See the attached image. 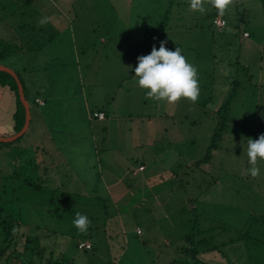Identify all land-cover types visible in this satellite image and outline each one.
<instances>
[{"label": "rangeland", "instance_id": "obj_1", "mask_svg": "<svg viewBox=\"0 0 264 264\" xmlns=\"http://www.w3.org/2000/svg\"><path fill=\"white\" fill-rule=\"evenodd\" d=\"M145 1L140 0L139 3ZM172 1L174 8L169 14L185 20V31L182 28L178 33L174 32L169 20H163L164 29L160 33L166 35L159 41H165V47L169 50L178 46L179 42H185L186 46H181L182 54L186 58L192 54V64L196 67L200 62L203 70L207 71L211 82L207 92L213 98L207 100V109L211 111L209 106L214 107L216 102L219 106V98L223 93L226 98L233 81L239 84L234 88V95L226 110L225 128L215 141L206 164L198 161L213 143L211 138L215 120L206 110H202L198 118L199 110L195 109L192 117L190 113L186 121L182 119L176 126L179 139L182 142L191 139L192 145L189 142L175 145L176 154L181 158L170 153L164 155L167 157L163 161L165 164L168 165L173 159L180 163L179 170L176 167L173 169L176 177L168 180L164 175L166 165L160 162L146 169L149 187L156 179L164 182L159 190L165 201L161 209L168 215V222L175 225L174 230L165 231L164 236L159 237L147 232L146 221L142 224L134 222L140 216L150 218L154 214L162 215L161 209L152 206L122 211L119 215L126 230L125 234L118 231L117 210L111 202L115 197L106 195L100 180L101 169L93 164V157L89 156V147L93 145L101 149L104 143L109 142L99 131L81 123L75 105H68L73 114L69 115L67 121L71 124L68 128H73L78 141L72 137L71 143H61L72 146L65 150L63 158L41 151L45 127L44 130L39 124L34 127L33 120L29 130L11 142V153L4 158L9 168L0 171V209L12 214L26 236L40 237V243L60 253L63 260L72 264H264V161L259 163V177L254 179L250 175H243L249 167L247 139H256L264 134V13L257 0H234L223 16L226 27L221 33H216L208 27L210 17L216 11L209 4L205 3L207 12L200 14L188 10V0ZM156 2L153 8L159 14L152 16H159L155 25L159 29L169 1L166 0L164 4V0ZM109 5V0H0V56L5 57L0 59L1 66L12 68L22 84L26 80L19 68L26 61L25 70L29 69V80L34 83L43 81L35 75L40 71V65L45 68V75L55 70H69L68 79L64 81L68 80L70 84L60 89L58 110L52 107L45 115L42 114L51 116L50 121L61 123L64 120L60 109L73 92L72 84L76 83L78 70L85 93L91 87L92 101L97 97L99 100L104 92L112 90L110 66L116 62L113 59L116 47L127 50L128 56H133L138 32L140 35L142 33L138 27L133 31L108 27V39L122 36L116 45L115 40L109 43L106 39L105 43H99L93 37L102 34L100 27L93 23L99 25L111 17L107 8L104 9ZM56 8L73 13H51ZM41 9L48 12L41 14ZM243 9L244 15L241 14ZM44 17H47V23L40 25L38 22ZM68 22L72 23L70 27ZM234 26L240 31L244 27L249 38L238 37ZM71 32L72 41L69 38ZM183 32L189 34L183 35ZM82 34H89L85 43L80 38ZM179 34L183 36L179 37ZM48 37H51V44L46 43ZM151 40L156 43L155 39ZM149 41L146 40V45ZM154 46L158 49L160 45ZM73 48L77 52L74 53ZM5 53L8 55L4 56ZM84 53H97V57H100L96 63H86L91 64L87 69L93 73L90 85L84 77L82 65L86 64L77 59ZM106 54L109 55L105 68L103 56ZM87 100L95 106L91 100ZM30 107L29 115L33 117L31 103ZM38 111H42L41 107ZM192 120L193 124L190 125ZM133 128L130 127V131ZM165 128L168 129L167 126ZM113 139L118 141L115 147L120 144L125 148L130 146L126 148L127 157L123 159L128 165L133 167L136 160H141L138 156L142 146L132 151L135 143L130 141L131 138L122 142L120 138H110ZM61 144L60 141L53 142L55 146ZM167 144H170L168 139H164L158 145ZM156 153L154 150L146 156ZM188 159L197 163L185 168L181 164ZM63 160L65 167L61 165ZM114 177H121V185L134 187L135 182L129 181L126 176ZM147 191L144 192L145 196H149ZM137 196L139 199L138 193ZM188 197L192 199V210L182 203ZM76 212L87 215L91 221L86 234H81L73 226ZM134 227H140L142 234L136 235ZM184 234L192 237L184 241ZM202 239L208 240L206 246L203 243L197 245V241ZM78 240L91 242L92 250H77L75 242ZM212 244L218 246L211 249ZM181 249H191L192 252L195 249L194 260L189 253L186 257L180 254Z\"/></svg>", "mask_w": 264, "mask_h": 264}, {"label": "crops", "instance_id": "obj_2", "mask_svg": "<svg viewBox=\"0 0 264 264\" xmlns=\"http://www.w3.org/2000/svg\"><path fill=\"white\" fill-rule=\"evenodd\" d=\"M109 1L111 5L104 7V9L107 8L106 10L111 13V17L106 18L105 23H99V25L96 22L93 23L95 26L100 27L99 29L102 31L101 35L97 37L93 36L99 43H105L107 39L109 43L111 40H115L114 45H116V43L121 41L119 39L121 35L118 38H107L109 33L108 27L110 26L113 30L123 27L126 28L125 31H133L138 27L140 30H142V33L140 35V33L138 32V36L136 38L138 42L137 45H134L135 50L132 51L133 56H128L129 52L127 50H122L121 48L116 47L115 55H113V59H115L116 62L115 64H112L110 66L111 78H113L112 90L104 92L103 98L99 97L98 100L97 97L95 101H92V88L90 87L88 93H85L83 89V82L80 80V70L77 69L78 74L76 83L72 84L74 88L73 92L72 94H70L69 99L65 100L62 103L60 109V114L63 116L64 120L61 123H56L49 120L51 116L46 117L44 115L45 112L50 111L52 107H55L56 110H58L57 104L60 101V89L61 87L70 84V81H64V79H68V77L66 76H68L69 70H55V72H49L45 75V68L40 65V71L35 75H38L39 79H43L41 83H37V81L36 83H34L32 82V80H29V69L27 68V70H25V64L27 61L19 68V71L22 72L23 78L24 80H26L25 83H21V86L24 99L28 104L29 112L31 110L30 103L33 106L32 109L34 110L33 117L31 114L29 115V121L26 131L29 130L31 120H33L34 127H36L38 124L40 125L42 130H44L45 127V134L42 140L44 141V146L41 150L43 153L51 152L55 155L56 158H63L65 150L67 151V149L72 146H65L61 143L64 141L71 143L72 137L76 139V141H78V137L72 130L73 128H68V126L71 124L67 121V119L69 118V115L73 114V111L69 110L68 105H75V112L80 117L81 123H85L88 128L93 127V129L99 131L101 135L104 136L105 141L109 142V144L104 143V146L101 149H98L97 146L95 147L93 145L91 146V148L89 147V156L93 157V164L98 168L100 167L101 169L100 180L101 184L103 185V190L106 191V195L108 197H115L114 202H111L117 210L118 231L121 234H125L126 226L125 223L121 221L119 215L122 214V211H130V208L135 207H144L148 209L152 206L161 209L162 206H165V201L162 200V194L161 192H159L160 187L164 184V182L156 179V181H153L154 184L149 187V184L147 182L148 176L145 172L147 168L153 167V165L160 162L161 165H166L167 171L164 172V175L168 177V180L176 177L177 173L173 169L176 167L179 170L181 168L180 163L176 162L175 159L170 157L173 160L169 161L167 165V163L165 164L163 162L167 158L164 157V155L165 153H170L177 158H181L180 155L176 154L177 149L175 145L180 146L184 143L186 144V142H189L190 145H192L191 139H189V141L186 140L183 142L179 139L176 126H179V122L182 119L186 121L187 116L190 113L192 117V111L198 109V118L201 117V111L206 110L207 114L215 120L216 127L217 120L214 116V113L219 108L220 104L224 101L225 96L223 93V96L221 95V97L219 98L220 104L218 107V103L216 102L214 107L209 106V108H211V111L207 109L209 105L207 100L213 99L211 98V94L207 92L208 88L211 86V82L209 81L210 77L207 71L203 70L201 63L197 62L196 69L198 71L200 95L202 92H204V94L202 96H199V99L195 104L189 103L187 100L182 99L177 104L169 105L166 102H158L146 98L145 91L141 90L137 86L136 78L134 77V69L137 65V57L150 54L151 49L154 45H160L161 41H159V38L165 37L166 35L164 33H160L161 31H163L164 26L158 30L153 31V29L156 27L155 25H157L156 22L159 20V16H157L156 18L152 16V14L154 13L159 14V11L153 8V5H155L154 3L157 2L156 0L155 2H153V0H146L144 3H139L140 0ZM148 1L150 2V4ZM168 1L167 12H165L167 16L166 18L164 17V21L169 20V23L173 27L172 30L174 32L178 33V31L182 30V28L183 31H185V20L181 19V17L179 16V18L176 16H170L169 11L174 8V6L172 0ZM165 2L166 0H164L163 4ZM47 12L48 11L41 9V14H46ZM65 12L68 14L73 13V11L70 13L69 11H61L59 8H56L55 11L51 13L64 14ZM242 12L245 13V10L243 9ZM215 14L216 11L213 13V15ZM66 19L67 17L65 18V20ZM172 19H174V22L171 23ZM68 24L70 27L72 23L68 22ZM9 27L12 28V26ZM208 27L213 32L221 33L220 31L213 29V27L211 28L210 21L208 23ZM187 34L189 33L183 32V35ZM183 35L179 34V37ZM3 37L5 38V36ZM88 37L89 34H82L80 36L81 40L84 43L85 39ZM0 38L2 37L0 36ZM69 38L71 41L73 40V32L70 33ZM151 39H155L156 43H154V41ZM50 40L51 37H48L46 43L51 44ZM59 40H61V38H59ZM146 40H150L148 42V45H146ZM177 45L178 46L173 47L172 50H175L177 47L182 50L181 46H186L185 42L183 44L179 42ZM75 51L76 49L73 48L74 53ZM108 55L109 54L103 56L105 68L107 65L106 57ZM57 56H59V54H57ZM97 56V53L93 55L84 53L80 56H77V59L78 61H81L85 64L87 62L96 63L100 58ZM56 58L57 57H55V59ZM187 60L192 64V54L187 57ZM82 66L84 68V77L88 80V84L90 85L93 73L87 68H89L91 64ZM9 69L14 72L12 68ZM15 75L17 79H19L16 73ZM42 76L44 77L42 78ZM25 91L26 94H24ZM87 98L91 100V104H95V106L90 105ZM38 103H42V105ZM39 107H41L42 109L40 113L38 111ZM180 109L182 110V112L180 111ZM16 111L17 103L15 96L13 90L10 88V83L6 81L0 84V137L7 138L16 133ZM93 112L102 113L103 119L98 120L90 118V114ZM42 114L44 115L42 116ZM195 115L196 114H194V116ZM94 122L95 124H93ZM192 124L193 120L190 121V125ZM165 126H167L168 129H166ZM130 127H134L132 131H130ZM73 134L75 135V137L73 136ZM167 134L169 136H167ZM113 136L116 137V139L120 138L121 142L131 138L130 141L133 140V143H135L134 145H132V151L136 150V148H139V145L142 146L143 149H139L140 154L138 156L141 160H136L134 162L136 163L135 166L132 167L123 160L127 157L126 148H130V146L125 148V146L120 144L119 147H115L118 141L114 139L110 140V138H112ZM164 139H168V143L170 144H167L165 146L158 145L162 144ZM54 141H60L61 145H53ZM111 143H113V145H111ZM4 144L8 145H0V171L5 167L9 168V166L5 163L4 158L10 155L12 148L11 142ZM151 150H155L157 153L147 157V153L153 152ZM194 161L195 160L191 159H188L187 161L184 160L183 164L181 165L187 168L188 166H192L193 163H197V161ZM61 165L65 167L64 160L62 161ZM138 167H142V170L137 171ZM114 175L126 176L129 181L135 182L134 187H131L130 184L121 185V177L116 178L114 177ZM145 190H148L147 192L149 193V196L144 195ZM137 193L139 194V199ZM186 199L187 201L184 199L182 203H185L187 206H189V209L192 210V202H190L192 199L189 197ZM160 212L162 213V215L154 214V216H150V218H142L143 216H140L139 218H136L134 222L138 221L139 224H142L143 221H146V227L148 228L147 232L150 231V233H155V235L159 237L164 236L163 233L165 231L174 230L175 225H171L168 222V215L166 214V212H163L162 209L160 210ZM144 227L145 226H143V228ZM134 233L136 235H141V228L134 227ZM184 236H186V234H184ZM79 242L88 243L90 245L89 251L92 250L91 242L87 240H78L75 242V245ZM210 246L217 247L218 245L212 244Z\"/></svg>", "mask_w": 264, "mask_h": 264}, {"label": "clouds", "instance_id": "obj_3", "mask_svg": "<svg viewBox=\"0 0 264 264\" xmlns=\"http://www.w3.org/2000/svg\"><path fill=\"white\" fill-rule=\"evenodd\" d=\"M205 3L214 8L219 17H223L234 0H188V10L205 14L208 10ZM38 23L46 24L47 17L41 18ZM165 44L161 41L158 49L153 46L150 54L137 57L134 69L137 86L145 91L146 98L154 101L172 105L184 99L195 104L200 96L198 71L179 47L169 50ZM246 156L249 167L243 175L255 179L261 173L259 163L264 161V134L256 139H247ZM72 223L78 232L86 234L91 221L87 215L76 212Z\"/></svg>", "mask_w": 264, "mask_h": 264}, {"label": "trees", "instance_id": "obj_4", "mask_svg": "<svg viewBox=\"0 0 264 264\" xmlns=\"http://www.w3.org/2000/svg\"><path fill=\"white\" fill-rule=\"evenodd\" d=\"M257 2L260 10L264 13V0H257ZM241 14L244 15L245 13L241 12ZM166 16L167 14H164L165 18ZM164 17L161 19L162 22L160 21L161 22L160 28L163 25ZM213 17L214 15H211L210 24ZM222 19L225 22V19L223 17ZM225 27L226 25L222 28V30ZM236 28L237 26L235 27V32H237L236 34L238 37L242 39H246L250 36L244 27L241 29V31L237 30L239 28L237 29ZM155 29L158 30L157 27H155L153 31H155ZM243 34H246V36L244 37ZM7 55H8L7 53L4 54V56ZM1 58H5V57L0 56V59ZM6 81L10 83V88L13 90L17 103V111L15 114V122L17 124L16 132H17L19 131L23 123V108L20 102L18 101L16 85L13 79L8 74L0 72V84ZM231 85L233 86L231 87V91L227 94L225 100L220 104L219 108L214 113L217 122H216V127L213 130V136L211 138V142L213 141V143L207 148L205 152V156L198 161L201 164L202 163L206 164L209 161L210 151L214 149L215 141H217L220 138L221 133L225 128V124L227 122L226 110L228 108L229 101L234 95V88L239 86V84L236 81H233ZM0 145H8V144L0 143ZM190 237L192 236L186 235L183 237V240L186 241ZM40 239H41L40 237L38 239L37 237L26 236V234L20 231L19 223L17 220L14 219L12 214L8 210L0 209V264H72L70 261L63 260L60 253H56L53 249H50L45 245H43L42 243H40ZM202 243L205 244L206 246L208 240L206 241L205 239H202L197 241V245L200 244L203 245ZM214 247L215 246H211V249H214ZM180 251L181 254L185 256H189L190 254V256H192V259L194 260L193 256L196 253L195 249L193 252L191 251V249L190 250L181 249Z\"/></svg>", "mask_w": 264, "mask_h": 264}, {"label": "water", "instance_id": "obj_5", "mask_svg": "<svg viewBox=\"0 0 264 264\" xmlns=\"http://www.w3.org/2000/svg\"><path fill=\"white\" fill-rule=\"evenodd\" d=\"M0 72H4V73L8 74L13 79V81L16 85L18 101L20 102V104L23 108V113H24L23 123H22V126L19 129V131H17L11 137H7V138L0 137V143L4 144V143H10V142L16 140L17 138H19L20 136H22L25 133L27 126H28V121H29V108H28V104L25 101L23 93H22V86H21L19 80L17 79L15 73L13 71H11L10 69L5 68L1 65H0Z\"/></svg>", "mask_w": 264, "mask_h": 264}, {"label": "built area", "instance_id": "obj_6", "mask_svg": "<svg viewBox=\"0 0 264 264\" xmlns=\"http://www.w3.org/2000/svg\"><path fill=\"white\" fill-rule=\"evenodd\" d=\"M222 21L224 22L222 17H219L218 14L216 13L214 15L213 19L211 20V25L214 29L220 31L225 26V22L222 23ZM243 36L245 37L246 34H243ZM35 102H37V101H35ZM38 104L42 105V103H38ZM90 118L101 120V119H103V114L100 112H93L90 114ZM141 170H142V167L137 168V171H141ZM76 247L79 250H90V245L88 243H84V242L77 243Z\"/></svg>", "mask_w": 264, "mask_h": 264}]
</instances>
